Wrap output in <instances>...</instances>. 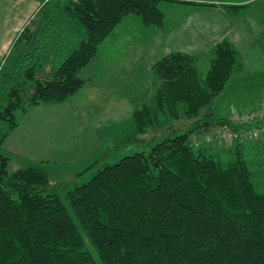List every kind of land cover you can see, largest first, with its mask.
Returning a JSON list of instances; mask_svg holds the SVG:
<instances>
[{
  "label": "trees",
  "instance_id": "obj_1",
  "mask_svg": "<svg viewBox=\"0 0 264 264\" xmlns=\"http://www.w3.org/2000/svg\"><path fill=\"white\" fill-rule=\"evenodd\" d=\"M39 1L35 20L13 45L11 55L20 49L18 56L0 65V84L9 88L0 117L11 119L0 148L30 108L65 103L82 89L81 71L126 16L162 27L161 2L215 6L192 0ZM60 9L84 38L45 73L51 49H58L50 41L58 34L54 16ZM209 55L204 75L187 54L157 62L152 99L135 109L133 119L139 134L164 122L169 132L148 152L106 164L74 188L53 186L39 164L10 172L13 158L0 149V264H264V194L252 182L246 142L221 143L219 149L218 140L204 141L221 126L234 127L213 106L242 64L228 40ZM181 119L192 122L177 134L172 123ZM228 152L232 160L219 159Z\"/></svg>",
  "mask_w": 264,
  "mask_h": 264
},
{
  "label": "crops",
  "instance_id": "obj_2",
  "mask_svg": "<svg viewBox=\"0 0 264 264\" xmlns=\"http://www.w3.org/2000/svg\"><path fill=\"white\" fill-rule=\"evenodd\" d=\"M192 1L215 6L161 2V5H177L167 6L175 16L173 23L159 5L165 17L162 27L145 25L134 15L126 16L81 71L82 89L65 103L30 108L5 140L1 151L16 158L14 171L39 164L53 179L63 175L68 181L64 184H78L75 180L104 162L106 140H126L127 131L133 126V134L136 133L134 111L152 99L157 87L153 69L157 62L171 53L196 58V53L205 51L209 56L224 40L236 48L243 40L245 43L259 41L257 37L264 28L250 21H264V12L257 14L251 9L259 0ZM225 5L246 7L228 10ZM41 6L39 0H0L1 66L11 58L15 41L35 20ZM59 24L58 34L64 25L61 21ZM76 33L79 40L84 38L81 29ZM187 42L194 45L185 47ZM55 58L52 48L46 73L52 69ZM19 159L27 166L22 167ZM51 184L57 185L52 180Z\"/></svg>",
  "mask_w": 264,
  "mask_h": 264
},
{
  "label": "rangeland",
  "instance_id": "obj_3",
  "mask_svg": "<svg viewBox=\"0 0 264 264\" xmlns=\"http://www.w3.org/2000/svg\"><path fill=\"white\" fill-rule=\"evenodd\" d=\"M201 1L209 2L210 0ZM167 6H172L174 8V6L177 5L164 3H162V5L160 4V8H162L161 10L166 13L167 19L173 23L175 16L171 13V11L168 9L169 7ZM251 9L252 11H256L257 14L263 13L264 0H259L258 2L251 5ZM54 19L57 21V31L59 29V21L64 24L62 26V32L60 34L54 35L52 40L50 41L52 46H54L55 44H58L60 46V48L55 50L56 58L53 62V65L56 66L60 65L64 60L66 54L75 47L74 43L76 41H78L76 42V44L80 43L81 40H79L80 36H77L78 33H76L77 29L80 30V27L76 25L77 23L73 19H71V17L65 14L62 9H60L55 14ZM250 21L252 22V24L257 22L260 28H264V21H254L252 19ZM257 38L259 39V41L257 42H250L249 40H247V42L245 43V40H243L240 44H237L236 49L239 53L242 68L238 72H235L233 74L227 87L216 98L213 106V111H215V113L221 117L228 118L236 112H250L264 107V29ZM262 43L263 46L261 45ZM193 45L194 44L190 42L184 44L185 47H191ZM19 51L20 49H16L14 51V53L11 55L9 63L13 62L16 55L18 56L17 53H19ZM196 55L197 57L195 58V64L199 68L200 73L204 75L205 73H207L211 64L210 55L208 56V52L205 51L196 53ZM50 64L51 63L49 59L47 65ZM46 66L44 68L45 73L47 70H49V66H47L48 68ZM7 90H9L7 85L0 84L1 112L4 111L2 106L8 105ZM15 115L16 119L20 120V112H15ZM191 122L192 121L188 119H181L180 121L172 123V125L175 130H179V132L176 133L181 134L183 131L180 130H182V128L186 127L187 125H190ZM165 123L166 122H164L163 127L153 128L148 133L144 134H139L138 129L136 133L133 134L135 128V126H133L132 129L130 128V131H127V135L129 138H127L126 140H120L118 138L106 140L107 156L104 162L96 166L93 171L89 172L83 178L75 180V182L78 184L85 183L92 177L93 174L97 173L100 169H102V165L104 164H115L126 156L141 151L148 152L150 150V144H154L156 142L153 140L162 138L169 132L170 123ZM10 124L11 119L10 121H4L0 117V139L4 137L5 133L8 131ZM176 133H173V135ZM2 147L0 148L1 150H3ZM242 150L246 163L249 166L250 170L253 172L252 182L254 184V187L257 192H259L260 194H264V137L258 140L246 142L243 145ZM11 157L13 159L11 164L9 165V171L13 172L16 164V158L12 155ZM233 158L234 154L228 152L226 154L220 155L219 159H221L223 162H228ZM18 162H20L22 167L27 166L26 162L21 159H19ZM50 177L51 180L56 182L57 185H60L61 183L64 184V181L68 182L63 175L59 176L60 180L53 179L52 176ZM75 185H72V188H74Z\"/></svg>",
  "mask_w": 264,
  "mask_h": 264
},
{
  "label": "built area",
  "instance_id": "obj_4",
  "mask_svg": "<svg viewBox=\"0 0 264 264\" xmlns=\"http://www.w3.org/2000/svg\"><path fill=\"white\" fill-rule=\"evenodd\" d=\"M231 125H224L204 137L206 142L219 141V144H243L264 137V107L250 112H236L229 117ZM237 126L238 128H236Z\"/></svg>",
  "mask_w": 264,
  "mask_h": 264
}]
</instances>
